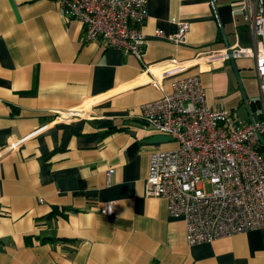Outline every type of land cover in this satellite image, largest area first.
<instances>
[{
	"label": "crops",
	"instance_id": "crops-1",
	"mask_svg": "<svg viewBox=\"0 0 264 264\" xmlns=\"http://www.w3.org/2000/svg\"><path fill=\"white\" fill-rule=\"evenodd\" d=\"M243 1L150 0L141 61L85 40L59 0H0V264H264V227L189 244L185 220L145 192L151 154L179 147L140 117L172 59L200 74L211 107L262 116L254 58L204 55L254 46ZM174 16L185 43L168 39Z\"/></svg>",
	"mask_w": 264,
	"mask_h": 264
},
{
	"label": "built area",
	"instance_id": "built-area-1",
	"mask_svg": "<svg viewBox=\"0 0 264 264\" xmlns=\"http://www.w3.org/2000/svg\"><path fill=\"white\" fill-rule=\"evenodd\" d=\"M59 1L65 16L82 24L85 40L100 39L144 60L143 27L150 0ZM211 2L214 5L215 0ZM241 9L254 46L233 44L203 53L209 61L254 58L262 109L258 120L244 122L225 107H211L200 74L184 75L191 63L175 59L153 74L152 83L162 89V96L141 105L140 117L146 126L179 142L176 149L151 154L146 195L167 199L169 214L185 220L189 244L264 227V0H244ZM172 22L178 23L179 30L168 39L185 43L189 23L175 16ZM156 34L164 36V31L158 29ZM166 79L171 91L164 90ZM81 112L64 111L59 117L71 120ZM115 210V201L101 207L107 215Z\"/></svg>",
	"mask_w": 264,
	"mask_h": 264
},
{
	"label": "bare ground",
	"instance_id": "bare-ground-1",
	"mask_svg": "<svg viewBox=\"0 0 264 264\" xmlns=\"http://www.w3.org/2000/svg\"><path fill=\"white\" fill-rule=\"evenodd\" d=\"M154 76V75H153Z\"/></svg>",
	"mask_w": 264,
	"mask_h": 264
}]
</instances>
